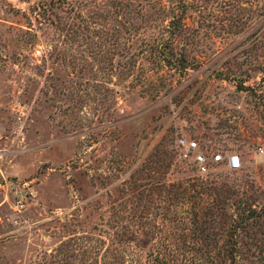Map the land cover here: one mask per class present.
Instances as JSON below:
<instances>
[{
	"label": "rangeland",
	"instance_id": "obj_1",
	"mask_svg": "<svg viewBox=\"0 0 264 264\" xmlns=\"http://www.w3.org/2000/svg\"><path fill=\"white\" fill-rule=\"evenodd\" d=\"M260 149L264 0H0V264H264Z\"/></svg>",
	"mask_w": 264,
	"mask_h": 264
},
{
	"label": "built area",
	"instance_id": "obj_2",
	"mask_svg": "<svg viewBox=\"0 0 264 264\" xmlns=\"http://www.w3.org/2000/svg\"><path fill=\"white\" fill-rule=\"evenodd\" d=\"M177 147L178 156L190 160L199 174H205L208 171L209 158H207L206 152L200 149L197 141L180 137L177 139ZM260 150L264 152L263 149ZM210 159L215 163L224 162L227 167L233 170L240 168L242 164L241 156L235 151H230L225 155L213 152L210 154Z\"/></svg>",
	"mask_w": 264,
	"mask_h": 264
}]
</instances>
